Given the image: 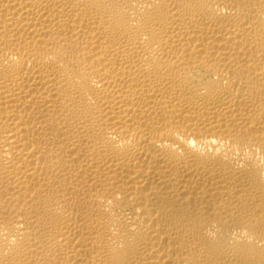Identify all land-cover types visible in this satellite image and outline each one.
Here are the masks:
<instances>
[{
  "label": "bare ground",
  "instance_id": "6f19581e",
  "mask_svg": "<svg viewBox=\"0 0 264 264\" xmlns=\"http://www.w3.org/2000/svg\"><path fill=\"white\" fill-rule=\"evenodd\" d=\"M0 264H264V0H0Z\"/></svg>",
  "mask_w": 264,
  "mask_h": 264
}]
</instances>
